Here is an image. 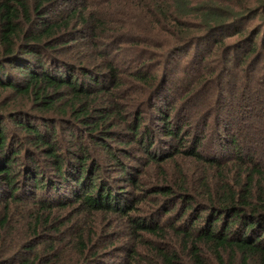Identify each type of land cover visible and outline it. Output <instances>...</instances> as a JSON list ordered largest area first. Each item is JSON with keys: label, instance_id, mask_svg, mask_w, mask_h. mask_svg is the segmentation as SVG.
Wrapping results in <instances>:
<instances>
[{"label": "trees", "instance_id": "trees-1", "mask_svg": "<svg viewBox=\"0 0 264 264\" xmlns=\"http://www.w3.org/2000/svg\"><path fill=\"white\" fill-rule=\"evenodd\" d=\"M0 264H264V0H0Z\"/></svg>", "mask_w": 264, "mask_h": 264}, {"label": "rangeland", "instance_id": "rangeland-1", "mask_svg": "<svg viewBox=\"0 0 264 264\" xmlns=\"http://www.w3.org/2000/svg\"><path fill=\"white\" fill-rule=\"evenodd\" d=\"M251 21H253L252 23H254V22H256V19L251 20ZM122 53H124V54H122V56L119 58L120 60L131 61L132 54H131V52H129V48H127V50L124 49V52H122ZM129 67H133L132 64ZM236 104H238V103H235V105ZM259 106L260 105L258 104L257 108H259ZM148 109H149L148 106H145V109H144V115L145 116H147L149 114ZM149 127H150V125H149ZM174 159H177V158H174ZM105 160H106V158H104V163H106ZM173 165L174 164L172 163L170 167H172ZM146 171L147 172H145L143 174L142 180H141V188L140 189H142V190H144L145 187L147 188L148 186H150L152 184L151 181H153V179H152L153 177L150 176L151 171H149L148 169ZM117 226H119V225H117Z\"/></svg>", "mask_w": 264, "mask_h": 264}]
</instances>
